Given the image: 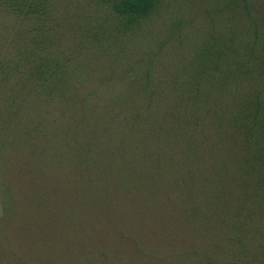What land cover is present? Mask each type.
<instances>
[{"label": "rangeland", "instance_id": "obj_1", "mask_svg": "<svg viewBox=\"0 0 264 264\" xmlns=\"http://www.w3.org/2000/svg\"><path fill=\"white\" fill-rule=\"evenodd\" d=\"M255 99L264 0H157L137 23L109 0H0V264H196L185 200L241 162L226 122ZM190 102L218 148L168 128Z\"/></svg>", "mask_w": 264, "mask_h": 264}, {"label": "trees", "instance_id": "obj_2", "mask_svg": "<svg viewBox=\"0 0 264 264\" xmlns=\"http://www.w3.org/2000/svg\"><path fill=\"white\" fill-rule=\"evenodd\" d=\"M156 4L157 0H109L112 12L128 23H137L149 16ZM202 53V69L216 71L220 51L208 48ZM199 91L196 87L191 96L196 97ZM197 104H185L187 110L183 111L187 112L180 111L168 118L167 123L171 124L168 128L187 134L189 140L200 143V148H206L209 141V148H218L221 132L214 126L205 127L204 121L196 117L198 109L193 107ZM240 106L243 111H232L226 123L234 127L235 151H240L236 159L241 162L234 164L233 158L230 159V170L209 182L208 200H193L189 195L185 200L183 230L185 241L190 237L195 241V244L187 243L197 249L193 252L199 256L196 264H243V261L251 264L256 260L264 264V101L255 99ZM198 127L201 137H198ZM209 154L213 161L216 152L210 150ZM237 171L240 173L236 174ZM90 202L96 204L93 199ZM86 262L95 264L88 257Z\"/></svg>", "mask_w": 264, "mask_h": 264}]
</instances>
